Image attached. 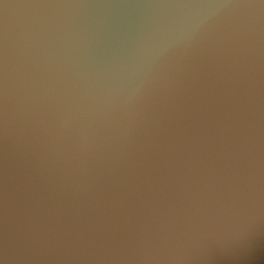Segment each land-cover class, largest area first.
<instances>
[{
	"label": "water",
	"instance_id": "water-1",
	"mask_svg": "<svg viewBox=\"0 0 264 264\" xmlns=\"http://www.w3.org/2000/svg\"><path fill=\"white\" fill-rule=\"evenodd\" d=\"M0 264H264V0H0Z\"/></svg>",
	"mask_w": 264,
	"mask_h": 264
}]
</instances>
